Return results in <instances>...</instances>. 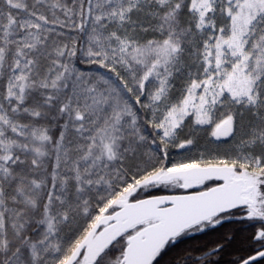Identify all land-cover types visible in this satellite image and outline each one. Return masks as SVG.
Masks as SVG:
<instances>
[{"label":"snow or ice","instance_id":"obj_1","mask_svg":"<svg viewBox=\"0 0 264 264\" xmlns=\"http://www.w3.org/2000/svg\"><path fill=\"white\" fill-rule=\"evenodd\" d=\"M0 264H264V0H0Z\"/></svg>","mask_w":264,"mask_h":264},{"label":"trees","instance_id":"obj_2","mask_svg":"<svg viewBox=\"0 0 264 264\" xmlns=\"http://www.w3.org/2000/svg\"><path fill=\"white\" fill-rule=\"evenodd\" d=\"M196 243H197V241H195V240H191V241H189V243H188L187 245H185V246H194Z\"/></svg>","mask_w":264,"mask_h":264}]
</instances>
